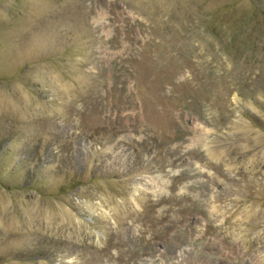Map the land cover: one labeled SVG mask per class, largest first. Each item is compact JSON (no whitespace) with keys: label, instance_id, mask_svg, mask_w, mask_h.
<instances>
[{"label":"rangeland","instance_id":"obj_1","mask_svg":"<svg viewBox=\"0 0 264 264\" xmlns=\"http://www.w3.org/2000/svg\"><path fill=\"white\" fill-rule=\"evenodd\" d=\"M0 264H264V0H0Z\"/></svg>","mask_w":264,"mask_h":264}]
</instances>
